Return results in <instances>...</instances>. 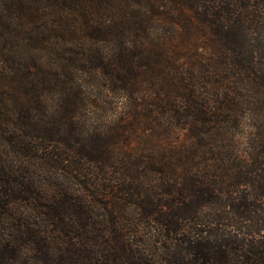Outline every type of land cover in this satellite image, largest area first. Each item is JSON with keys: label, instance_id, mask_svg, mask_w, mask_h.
I'll return each mask as SVG.
<instances>
[{"label": "trees", "instance_id": "16d2710c", "mask_svg": "<svg viewBox=\"0 0 264 264\" xmlns=\"http://www.w3.org/2000/svg\"><path fill=\"white\" fill-rule=\"evenodd\" d=\"M0 264H264V0H0Z\"/></svg>", "mask_w": 264, "mask_h": 264}]
</instances>
